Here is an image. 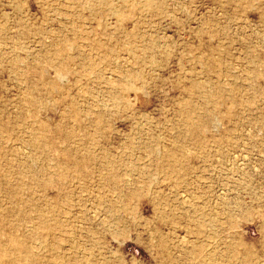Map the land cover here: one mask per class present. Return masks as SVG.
Returning <instances> with one entry per match:
<instances>
[{
    "label": "rangeland",
    "instance_id": "rangeland-1",
    "mask_svg": "<svg viewBox=\"0 0 264 264\" xmlns=\"http://www.w3.org/2000/svg\"><path fill=\"white\" fill-rule=\"evenodd\" d=\"M0 264H264V0H0Z\"/></svg>",
    "mask_w": 264,
    "mask_h": 264
}]
</instances>
